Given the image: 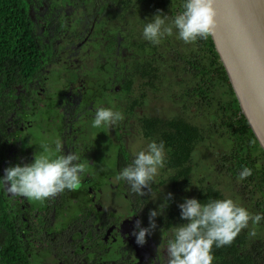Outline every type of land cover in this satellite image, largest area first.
<instances>
[{
  "label": "flooded vegetation",
  "instance_id": "1",
  "mask_svg": "<svg viewBox=\"0 0 264 264\" xmlns=\"http://www.w3.org/2000/svg\"><path fill=\"white\" fill-rule=\"evenodd\" d=\"M183 2L20 0L30 36L28 67L14 73L11 87H0V178L10 166L34 162L42 144L54 150L57 141L65 155H79L86 170L78 191L65 190L42 203L10 198L0 186V245L8 244L0 250L7 264H165L160 245L173 227L187 223L178 205L185 198L207 203L199 199L207 187L224 195L206 179L194 183L192 155L204 139L186 159L188 148L181 150L174 133L176 120L188 122L164 119L155 103L161 75L176 74L180 54L175 35L154 46L143 38V28L157 10L179 14ZM171 98L178 102L174 93ZM182 98L190 100L184 92ZM98 107L119 111L124 119L93 128ZM152 141L164 143L165 164L154 178L153 195L140 197L115 177ZM112 147L113 172L106 151ZM221 160L222 171L230 173L227 155ZM168 193L173 198L156 218V229L138 246L131 235L136 222L147 228L149 212Z\"/></svg>",
  "mask_w": 264,
  "mask_h": 264
},
{
  "label": "clouds",
  "instance_id": "2",
  "mask_svg": "<svg viewBox=\"0 0 264 264\" xmlns=\"http://www.w3.org/2000/svg\"><path fill=\"white\" fill-rule=\"evenodd\" d=\"M214 4L215 0H184L183 10L174 17L157 10L152 20L145 24L143 38L154 46L174 34L184 44H195L199 39H207L216 26ZM123 119L119 111L98 107L92 127H111ZM41 148L42 152L34 154V162L23 166L17 164L4 170L0 186L10 198L23 197L42 203L55 199L65 190L78 191L81 188V175L86 166L80 162V156L73 151L65 155L59 141L55 143L54 150L48 144H42ZM164 164V143L152 141L135 155L115 180L124 181L131 194L140 197L153 195L154 178ZM251 175L252 170L243 167L237 181H243ZM172 198V194L168 193L159 209L149 212L147 228L141 227V221L136 222L131 235L135 237L138 246L145 245L146 236L151 235L157 227L156 218L163 215ZM178 207L181 220L187 223L173 227L171 238L160 245V249L166 251L165 264H213L214 246H230L250 223L252 230L249 236L255 237L256 227L264 220V214H250L230 198L210 200L207 203L185 198Z\"/></svg>",
  "mask_w": 264,
  "mask_h": 264
},
{
  "label": "trees",
  "instance_id": "3",
  "mask_svg": "<svg viewBox=\"0 0 264 264\" xmlns=\"http://www.w3.org/2000/svg\"><path fill=\"white\" fill-rule=\"evenodd\" d=\"M24 12L20 0H0V87L3 89L11 87L15 79L14 73H23L28 67L25 58L30 36ZM188 52L177 55V61L182 62V73L184 71L191 74L196 82L190 89L184 78V83L178 84L182 85V91L190 100L195 96L197 99H203L207 95L210 99L219 93L218 97L213 98L217 102L220 125L231 142L230 152L227 154L230 162L229 172L237 177L243 167H248L252 170V175L242 182L247 186L255 182L257 186L264 187V153L240 113L237 99L210 36L207 39H199L195 47ZM178 121L176 120L175 135H172L182 151L184 146L188 148L187 159L204 137L199 128ZM207 188L208 191L202 192L199 199L207 202L225 199L217 190ZM262 204L264 212V202ZM256 205L260 207V204ZM3 225L0 212V226ZM7 247V243L0 245L3 250ZM3 250H0V264H7V255ZM212 254L213 264H264V241L253 242L248 246L246 235L241 232L230 246H214Z\"/></svg>",
  "mask_w": 264,
  "mask_h": 264
},
{
  "label": "rangeland",
  "instance_id": "4",
  "mask_svg": "<svg viewBox=\"0 0 264 264\" xmlns=\"http://www.w3.org/2000/svg\"><path fill=\"white\" fill-rule=\"evenodd\" d=\"M175 35V34H174ZM195 44H184L182 41L176 38L175 35V46L176 51L179 54L189 53ZM160 72L164 71L162 68ZM188 84V88L192 87L196 80L193 79L191 74H183L181 70V62H176V74L170 76L161 75L160 81V93L159 99L156 103L160 110V115L164 119L171 117H182L191 125L199 128L204 135V140L195 149L192 155L193 168V180L196 185L201 179H206L209 183L218 184L219 189L224 194V198H230L239 206L244 207L250 214H264L263 202H264V187L261 185L257 186L255 182L249 186L245 185L242 181H237V177L230 175V173L222 171L220 165L224 166L221 160L224 155L230 152L231 142L230 138L225 133L223 126L220 125L219 111L217 102L214 100L213 95L210 99L204 97L203 99H197V96L193 100H188L184 103L182 98L183 89L182 85L178 83L184 80ZM176 95V103H172L170 99L171 94ZM183 106V109L179 110ZM185 109V110H184ZM140 144H135V148L138 149ZM109 156L108 164L114 171L116 151L114 147L110 150H106ZM219 168V171L216 170ZM111 172V174H112ZM257 186V187H256ZM260 204V207L256 205ZM252 230L251 223L247 229L242 230L246 235L247 245H251L253 242L258 243L264 241V220L256 227L257 235L255 237L249 236V232Z\"/></svg>",
  "mask_w": 264,
  "mask_h": 264
},
{
  "label": "water",
  "instance_id": "5",
  "mask_svg": "<svg viewBox=\"0 0 264 264\" xmlns=\"http://www.w3.org/2000/svg\"><path fill=\"white\" fill-rule=\"evenodd\" d=\"M210 38L245 118L264 153V0H215Z\"/></svg>",
  "mask_w": 264,
  "mask_h": 264
}]
</instances>
